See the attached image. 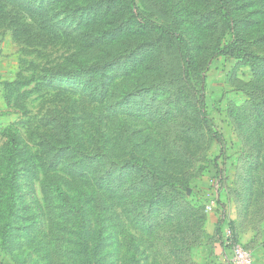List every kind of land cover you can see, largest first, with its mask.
<instances>
[{
    "label": "rangeland",
    "instance_id": "374dc122",
    "mask_svg": "<svg viewBox=\"0 0 264 264\" xmlns=\"http://www.w3.org/2000/svg\"><path fill=\"white\" fill-rule=\"evenodd\" d=\"M224 219L262 242L264 0H0V264H183Z\"/></svg>",
    "mask_w": 264,
    "mask_h": 264
},
{
    "label": "crops",
    "instance_id": "0c3cea01",
    "mask_svg": "<svg viewBox=\"0 0 264 264\" xmlns=\"http://www.w3.org/2000/svg\"><path fill=\"white\" fill-rule=\"evenodd\" d=\"M209 216L213 220L214 214H210ZM237 235L239 237V244L253 254V264H264V238L262 242L259 243L252 238V234L248 237L246 233L243 234L239 232L238 234L237 232ZM211 239H213L215 243L211 245L210 242H207L209 245L207 244V246L204 244L202 247L203 249L201 246H189L180 249V255L187 253V260L183 264H226L222 254V247L218 242L219 239Z\"/></svg>",
    "mask_w": 264,
    "mask_h": 264
},
{
    "label": "built area",
    "instance_id": "2783aa9c",
    "mask_svg": "<svg viewBox=\"0 0 264 264\" xmlns=\"http://www.w3.org/2000/svg\"><path fill=\"white\" fill-rule=\"evenodd\" d=\"M213 206L214 203L211 208ZM222 251L226 264H253L254 262L253 254L234 240L233 232L228 226L224 230Z\"/></svg>",
    "mask_w": 264,
    "mask_h": 264
},
{
    "label": "trees",
    "instance_id": "16d2710c",
    "mask_svg": "<svg viewBox=\"0 0 264 264\" xmlns=\"http://www.w3.org/2000/svg\"><path fill=\"white\" fill-rule=\"evenodd\" d=\"M145 24L147 25V26H150V25H154V23H152V22H149L148 20H145ZM83 71V70H82ZM81 72V71H80ZM228 221L227 220H223V222H221L222 223V225L220 224L219 225V237H218V239H219V244H220V246L221 247H223V245H224V230H225V227H229L231 230H232V232H233V236H234V240L236 241V242H239V237H238V235H237V232L234 230V228L231 226V224H230V222L229 223H227ZM179 251V250H178Z\"/></svg>",
    "mask_w": 264,
    "mask_h": 264
}]
</instances>
